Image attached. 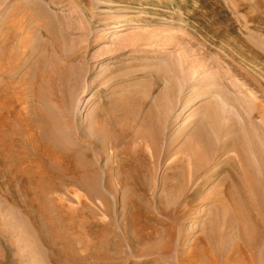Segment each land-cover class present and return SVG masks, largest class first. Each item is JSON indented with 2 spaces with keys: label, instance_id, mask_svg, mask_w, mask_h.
<instances>
[{
  "label": "rangeland",
  "instance_id": "374dc122",
  "mask_svg": "<svg viewBox=\"0 0 264 264\" xmlns=\"http://www.w3.org/2000/svg\"><path fill=\"white\" fill-rule=\"evenodd\" d=\"M2 36L15 82L69 78L34 87L37 145L0 135V264L241 263L243 194L264 201V0H0ZM199 134L219 142L208 160ZM189 159L212 176L173 221L186 200L164 184L185 189ZM121 162L147 169L144 191Z\"/></svg>",
  "mask_w": 264,
  "mask_h": 264
},
{
  "label": "bare ground",
  "instance_id": "6f19581e",
  "mask_svg": "<svg viewBox=\"0 0 264 264\" xmlns=\"http://www.w3.org/2000/svg\"><path fill=\"white\" fill-rule=\"evenodd\" d=\"M126 25L125 24H120V25H116L114 28H118L117 31H123L124 27ZM8 28V27H7ZM13 29V28H12ZM20 33V32H19ZM15 34V33H14ZM4 36V35H3ZM1 37L0 38V135L4 138V140L6 139H10L11 143L10 144H3L5 146H10L9 148H11V146L13 145V143L16 141L15 138H18L20 136H22V139L25 141H33V144H36L39 141V132L38 129L37 130H31L29 128V124H28V120H31V116L28 119V115L27 112L24 114V111L27 108H31L35 111V113H37L36 116H39L42 120L43 118V113L41 112V110L36 106L38 103V101L40 100V91H38L37 89H35L34 87H36L37 83L42 82H50L53 85V90L54 91H58V89L61 87V85H65L66 84V80L69 78L68 74L66 71H57L56 69L58 67H56V69H54V67L52 69H43L41 71H39L34 78H29L28 76H26L25 78L23 77L22 80L18 79L17 82H15V77L14 75H18L19 73H17V71H19L20 69H18V66H15L16 63L14 62V60L10 57V55L8 56V59L6 61H4L3 59V55L8 51L9 49V38L10 37ZM12 42V41H11ZM15 43V42H14ZM21 43V42H20ZM11 44V43H10ZM19 45V44H18ZM17 45V46H18ZM22 45V44H21ZM15 46V45H14ZM23 46V45H22ZM21 46V47H22ZM12 47V46H11ZM29 47H26L24 52H29ZM13 49V48H12ZM12 52V51H11ZM12 56V55H11ZM7 58V57H6ZM17 60V59H16ZM15 60V61H16ZM22 60V59H21ZM18 61V60H17ZM23 62V61H22ZM21 62V64H22ZM15 63V65H13ZM56 66V65H55ZM62 68V67H61ZM22 70V69H21ZM59 70V69H58ZM23 72V71H22ZM31 73V72H30ZM21 75V74H20ZM19 77V76H18ZM20 78V77H19ZM14 79V80H12ZM70 80V79H69ZM43 84V83H42ZM30 85H32L31 87H29ZM34 89H33V88ZM63 87V86H62ZM65 87V86H64ZM40 88V87H39ZM38 88V89H39ZM44 88V85H43ZM43 91V89H42ZM40 94V95H39ZM43 94V92H42ZM45 94V93H44ZM56 95V93H55ZM43 96V95H42ZM42 98V97H41ZM226 99V98H225ZM43 101V100H42ZM45 102V101H44ZM43 103V102H42ZM219 103V102H218ZM220 104V103H219ZM223 104V102H222ZM221 104V105H222ZM226 104V103H225ZM39 105V104H38ZM41 105V103H40ZM39 105V106H40ZM25 115V116H24ZM31 115V114H30ZM64 115V114H63ZM34 117V116H33ZM38 118V117H37ZM208 120V119H207ZM213 119H211L212 121ZM210 121V120H209ZM212 122H215L214 120ZM207 122L203 123L205 128L210 125L206 124ZM33 124V122H32ZM31 124V125H32ZM236 124V123H235ZM32 128V127H31ZM221 128V127H220ZM35 129V128H34ZM228 129V128H227ZM230 130V129H229ZM243 130V129H242ZM210 134V131H207ZM214 132V131H213ZM230 132V131H229ZM48 133V132H47ZM56 133V132H55ZM12 134V135H11ZM97 134V133H96ZM245 134V133H244ZM230 135V134H229ZM91 136V135H90ZM38 137V138H37ZM94 137V136H93ZM102 137V136H101ZM199 141L202 142L205 146V153L207 157L206 159L208 160V157L211 156L212 153H214V151L216 150L215 147L216 145L219 143L218 141L215 140H210V138L207 139L208 135H203V134H199ZM220 137V136H219ZM229 137V136H227ZM235 137V136H234ZM231 138V136L229 137ZM160 139V138H159ZM24 141V142H25ZM36 142V143H34ZM115 142V141H114ZM158 142V141H157ZM199 142V143H200ZM221 142V141H220ZM239 143V142H238ZM43 144V143H42ZM46 144V143H45ZM224 144V145H223ZM242 144V143H241ZM240 144V148L242 147ZM37 145V144H36ZM36 145H35V150H36ZM44 145V144H43ZM148 145V144H147ZM226 142L223 143L221 142V146L225 148ZM229 145V144H228ZM28 146V145H27ZM237 146V145H236ZM139 147V146H138ZM38 148V147H37ZM217 148V147H216ZM227 148V147H226ZM225 148V149H226ZM238 148V147H237ZM236 148V149H237ZM97 149V148H96ZM242 149V148H241ZM41 151V150H40ZM44 151V150H43ZM140 151V150H139ZM218 152V150H216ZM225 154V150H223ZM237 151H239L238 155H241V159H242V164L243 167L246 165L247 163V159H245L244 154L240 152V150L237 149ZM244 151V150H243ZM216 152V153H217ZM141 153V152H140ZM200 153V152H197ZM196 153V155H197ZM43 154V153H42ZM117 154V153H116ZM123 154V152H122ZM46 155V154H45ZM199 155V154H198ZM213 155V154H212ZM43 156V155H42ZM117 156V155H116ZM247 156V155H246ZM198 157V156H196ZM200 157V156H199ZM57 158V157H56ZM191 158H193L191 156ZM202 158V157H201ZM233 158V157H232ZM118 159V158H117ZM203 159V158H202ZM238 160L240 158H237ZM240 159V161H241ZM63 160V159H62ZM113 160V159H112ZM191 160L189 163L188 161L187 166L189 168V177H188V182L186 184V188L184 189L179 185L174 184L173 182V178L168 177V181L164 184V191H169L168 194L171 197L174 196H178V194L183 195L184 199L186 200V211H180V207H174L171 208V212L173 211L174 214L173 216H175V218H171L173 221H176V218L185 216L187 214V209H188V205L191 204L192 200L198 195L199 191L202 189L203 184L209 179V177H211L212 175H207V173L205 172L204 174L206 175H201L198 173V169L200 170L201 168H197L196 167V163H195V159H189ZM232 160V159H231ZM237 160V162H238ZM204 162V161H203ZM79 163V162H78ZM83 163V162H82ZM85 163V162H84ZM87 163V162H86ZM116 163V162H115ZM146 163V162H145ZM199 163V162H198ZM217 163V162H216ZM88 164V163H87ZM86 164V165H87ZM239 164V163H238ZM237 164V165H238ZM85 165V164H84ZM152 165V164H151ZM150 165V166H151ZM207 163L205 162V164L203 165V167L205 166V169L207 167ZM240 165V164H239ZM249 165V164H248ZM111 166V165H110ZM143 166V165H142ZM235 166V165H234ZM87 167V166H85ZM89 168V167H88ZM119 175H118V180L120 182H122L123 185H125L124 183L131 185L133 184L135 189L137 191H141V190H145V178L147 175V169L143 168V167H136V168H132L130 169V176L126 177L123 175L125 174V166L124 163L121 162L119 164ZM214 168V167H213ZM236 168H239L236 166ZM245 168V167H244ZM112 169V168H111ZM234 170V168H233ZM236 170H240V169H236ZM251 170V168H250ZM52 171V170H51ZM110 171V170H109ZM114 171V170H112ZM22 172V171H21ZM56 172V171H55ZM11 173V172H10ZM37 173V172H36ZM229 175H231L233 183H239L237 181L236 178V174L235 172H233L232 170L228 171ZM48 174V173H47ZM46 174V175H47ZM88 175V174H87ZM168 176V175H167ZM45 177V175H44ZM89 177V176H88ZM178 177V176H177ZM64 178V177H63ZM62 178V179H63ZM51 179V178H50ZM53 179H56L53 177ZM259 179V178H258ZM49 180V179H48ZM231 180V181H232ZM52 181V180H51ZM118 181V182H119ZM255 181V180H254ZM119 182V183H120ZM45 183H47L45 181ZM44 183V184H45ZM55 183V182H54ZM108 183V180H107ZM148 183V182H147ZM160 183V182H159ZM252 183V182H251ZM52 184V183H50ZM116 184V183H115ZM121 184V185H122ZM163 184V183H162ZM256 184V183H255ZM254 185V184H253ZM110 186V185H109ZM153 186V185H152ZM239 186V185H238ZM131 187V186H130ZM151 189V188H150ZM96 190V189H95ZM121 191V190H120ZM128 191V190H127ZM152 191V190H151ZM137 193V192H136ZM128 194V193H127ZM163 194V192H162ZM125 195V194H124ZM135 195V194H134ZM144 195V194H143ZM136 196V195H135ZM244 197H246V202L248 204V209L250 210V220L252 221V225L253 228L250 232H245L242 231V229L244 230V228L242 227L241 229V233H240V242L241 244H244L243 248H242V255L243 257L241 258V263L240 264H264V201H261L259 198V200H257V198H255L256 202L254 200H252L251 198H249L248 196H246L245 194H243ZM126 197V196H125ZM134 197V196H133ZM180 197V196H178ZM258 197V196H256ZM131 198V197H130ZM161 198V197H160ZM166 198V197H165ZM170 198V197H169ZM153 199V198H152ZM159 199V197H158ZM177 199V198H176ZM221 199V198H220ZM131 200V199H130ZM160 201V199L158 200ZM164 201V199H163ZM143 202V201H142ZM125 203V202H124ZM130 203V202H129ZM148 206V205H147ZM126 207V206H125ZM167 207V206H166ZM127 208V207H126ZM168 208V207H167ZM156 208H154L155 210ZM167 210V209H164ZM148 212V211H147ZM165 213V211H163ZM135 217V216H134ZM145 217V216H144ZM194 217V216H193ZM216 217V216H215ZM190 220V219H189ZM246 223V222H245ZM127 224V223H126ZM166 224V222H165ZM173 224V223H172ZM243 225V224H242ZM241 225V226H242ZM157 226V225H156ZM210 226V225H209ZM240 226V227H241ZM245 227V224H244ZM158 228V227H157ZM161 229V228H159ZM154 230V228H153ZM157 230V229H156ZM212 231V230H211ZM230 231V230H229ZM228 231V232H229ZM155 233V232H154ZM157 233V232H156ZM126 235V234H125ZM230 235V234H229ZM228 235V236H229ZM208 239H207V243H209L210 245H213L215 239L213 238L212 234L207 235ZM171 237V236H170ZM226 237V236H224ZM158 238V237H157ZM227 239V238H226ZM229 239V237H228ZM231 239V238H230ZM229 239V240H230ZM233 240V239H232ZM169 241V240H168ZM167 243V242H166ZM198 243V242H197ZM161 245V244H160ZM170 245V244H168ZM167 244L164 246L166 247ZM206 246V245H205ZM228 246V245H227ZM170 247V246H169ZM214 247V246H213ZM168 248V247H166ZM224 248V247H223ZM202 250V249H201ZM200 250V251H201ZM217 250V248H215V251ZM220 250V249H219ZM165 251V250H163ZM205 251H207V253H209V247H205ZM214 251V250H213ZM225 251V250H223ZM203 252V251H202ZM220 252V251H219ZM241 252V251H240ZM188 254V253H187ZM241 254V253H240ZM241 255V256H242ZM202 256V255H200ZM206 256V255H205ZM212 256V255H211ZM214 256V254H213ZM212 256V257H213ZM181 257V256H180ZM217 257V256H216ZM161 258V257H160ZM214 258V257H213ZM213 258L212 261H215ZM217 260V259H216ZM227 260V259H226ZM200 261H202L200 259ZM205 261V260H203ZM218 261V260H217ZM202 263V262H201ZM228 263V262H226ZM159 264V263H157ZM162 264V263H161ZM199 264V263H198Z\"/></svg>",
  "mask_w": 264,
  "mask_h": 264
}]
</instances>
